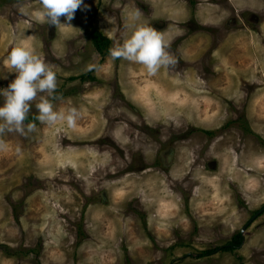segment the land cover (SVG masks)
Listing matches in <instances>:
<instances>
[{
  "label": "rangeland",
  "instance_id": "obj_1",
  "mask_svg": "<svg viewBox=\"0 0 264 264\" xmlns=\"http://www.w3.org/2000/svg\"><path fill=\"white\" fill-rule=\"evenodd\" d=\"M40 10L0 0V88L22 44L56 74L53 109L80 115L0 132V264H264V0H83L72 27ZM138 25L173 64L93 43Z\"/></svg>",
  "mask_w": 264,
  "mask_h": 264
},
{
  "label": "clouds",
  "instance_id": "obj_2",
  "mask_svg": "<svg viewBox=\"0 0 264 264\" xmlns=\"http://www.w3.org/2000/svg\"><path fill=\"white\" fill-rule=\"evenodd\" d=\"M83 0H40L41 10L39 15L48 25L72 27L75 10L81 6ZM64 17L61 22L60 17ZM167 42L162 35L152 27L138 25L122 43L114 45L108 50L112 58H122L138 62L145 66L149 74H155L162 66L173 64L175 59L165 49ZM15 69L14 79L6 88H0V132L17 131L23 133L34 129L35 125L29 122L24 124L27 113L32 106L34 98H39L35 103L37 110L36 120L53 124L57 120L66 121L69 127L75 125L80 113L72 107L67 112L53 109L52 101L56 84V74L41 57L25 46L13 47L5 61Z\"/></svg>",
  "mask_w": 264,
  "mask_h": 264
},
{
  "label": "trees",
  "instance_id": "obj_3",
  "mask_svg": "<svg viewBox=\"0 0 264 264\" xmlns=\"http://www.w3.org/2000/svg\"><path fill=\"white\" fill-rule=\"evenodd\" d=\"M92 38L93 43L96 46V49L101 52L103 55H105L108 52V47L111 44V41L105 37L100 31H98L96 28H93L92 30ZM92 79V78H90ZM35 117H27L25 118V122H33L35 121ZM243 241V236L241 233H237L232 237V240L227 243L225 246L221 248L216 249H210L207 251H203L201 253V256H211V254H214L217 250H221L223 252H233L236 248H238Z\"/></svg>",
  "mask_w": 264,
  "mask_h": 264
}]
</instances>
